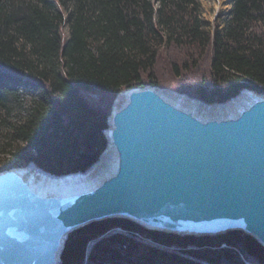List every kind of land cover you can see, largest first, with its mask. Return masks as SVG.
Returning <instances> with one entry per match:
<instances>
[{
    "label": "trees",
    "instance_id": "obj_1",
    "mask_svg": "<svg viewBox=\"0 0 264 264\" xmlns=\"http://www.w3.org/2000/svg\"><path fill=\"white\" fill-rule=\"evenodd\" d=\"M200 0H0V172H86L108 146L116 99L164 86L209 104L264 94V0H233L212 32ZM60 264H264L233 230L195 235L127 218L71 232Z\"/></svg>",
    "mask_w": 264,
    "mask_h": 264
},
{
    "label": "water",
    "instance_id": "obj_2",
    "mask_svg": "<svg viewBox=\"0 0 264 264\" xmlns=\"http://www.w3.org/2000/svg\"><path fill=\"white\" fill-rule=\"evenodd\" d=\"M262 97L236 121H195L145 89L115 116L121 173L90 192L41 196L17 167L1 171L0 264H60L71 232L109 218L181 234L240 230L264 246Z\"/></svg>",
    "mask_w": 264,
    "mask_h": 264
},
{
    "label": "bare ground",
    "instance_id": "obj_3",
    "mask_svg": "<svg viewBox=\"0 0 264 264\" xmlns=\"http://www.w3.org/2000/svg\"><path fill=\"white\" fill-rule=\"evenodd\" d=\"M149 88L153 90L160 97V100L163 101V103L168 107H171L172 109H180L182 112H186L187 114L191 115L190 118H192L193 120L197 118V119H202L204 121L211 120L213 122H216L217 120L219 122H222L223 118H224L223 120H225L226 122L229 120L236 121L240 117L239 116L240 111L243 108L248 107L249 104L257 96L251 94L252 96L247 98L243 95L239 100L243 101L244 104L242 105L243 107L239 110V112L238 111H237L238 113L236 112L237 114L224 116V117H217V116H222V114H226L224 108H221L219 106H208L206 104L201 105V103L195 99L192 100L190 99L188 103L183 104L184 107H181L179 105L180 98L178 97L177 94L167 93L164 90L159 89L155 86L134 87L124 91L123 104L113 110L109 118V126L105 130L109 142L106 151L104 153V157L110 156L114 159V164L109 173L113 177L114 176L117 177L121 173V170L124 165V160L122 157L124 155L121 154L122 151L120 150L119 146L117 145V143L114 141L113 138L114 130L116 129L117 126L115 116L119 112L118 109H120L123 105L133 107L137 102V100L139 99L142 92H144L145 89H149ZM201 116H205V117H201ZM15 170L17 176L19 177L22 176L23 177L22 179H24V181L29 184V188L32 189L33 192L41 196H47V197L71 196V195L90 192L92 190H95L98 186H100L102 184L103 179H106L105 181H109L113 179L112 177L109 176V174L106 175L105 177H101L100 180L94 179L90 177L89 171L55 176V175H50L39 169H36L33 165L22 166L21 168L17 167Z\"/></svg>",
    "mask_w": 264,
    "mask_h": 264
},
{
    "label": "rangeland",
    "instance_id": "obj_4",
    "mask_svg": "<svg viewBox=\"0 0 264 264\" xmlns=\"http://www.w3.org/2000/svg\"><path fill=\"white\" fill-rule=\"evenodd\" d=\"M232 1L233 0H200L201 9H202V16H203V18L205 20H207V22H208V27L207 28L209 30H211L212 32H215V31L223 28V26L225 24L226 17H227V13L231 9ZM164 78H165V80L163 82H164L165 85L164 86H155V87H157L159 89H162V90H164L167 93L177 94L178 97L180 98L179 105L181 107H184L183 104L188 103L190 99L191 100L195 99V100H198L201 103V105L202 104H206L208 106H219L221 108H224L226 114H222V116H217V117H224V116H230V115L237 114L239 112V110L243 107L242 105L244 104L243 101L239 100L243 95L245 97H247V98H249L252 95L264 96V94H261V93H259L257 91H254V90H251V89H245V90H243L241 92L240 95H238L237 97L231 99L230 101H228L226 103L209 104V103L203 102V101H201V100H199L197 98L190 97V96H188L186 94L180 93L179 91L168 87V85H167V83H168L167 82L168 75H165ZM123 101H124L123 92H121L118 95V98L116 99L117 103L114 106V109L119 107L120 105H122ZM220 112H222V111H220ZM201 117H205V116H201ZM105 151H106V149L102 153L99 161L96 162V164H94V166H92L88 170L90 172V177L91 178L100 180L101 177H105L106 175H108L110 173V171L112 169V166L114 164V159L112 157H110V156L104 157ZM101 161H102L103 164L101 163ZM18 167H22V166H18ZM13 168H16V167H13Z\"/></svg>",
    "mask_w": 264,
    "mask_h": 264
}]
</instances>
